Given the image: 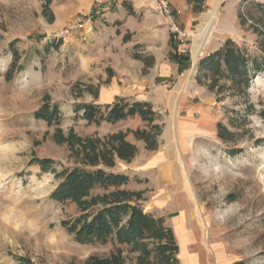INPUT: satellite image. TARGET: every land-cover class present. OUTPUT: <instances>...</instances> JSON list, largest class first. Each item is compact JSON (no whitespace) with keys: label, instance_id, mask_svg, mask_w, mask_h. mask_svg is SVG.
<instances>
[{"label":"rangeland","instance_id":"1","mask_svg":"<svg viewBox=\"0 0 264 264\" xmlns=\"http://www.w3.org/2000/svg\"><path fill=\"white\" fill-rule=\"evenodd\" d=\"M159 1L52 0L51 21L45 0H0V264H20V256L82 264L114 246L74 239L61 220L78 211L75 203L52 199L58 180L31 163L46 156L57 168L72 164L68 146L53 139L55 127L33 115L46 94L60 104L63 130L74 127L83 136L146 123L135 116L89 124L79 104L103 105V95L151 101L163 126L158 149L147 150L129 134L139 152L113 170L130 176L127 188L144 191L146 212L173 227L179 264H264V71L243 94L210 89L199 71L200 60L228 38L253 56L263 54L264 1L206 0L201 12L191 5L176 18L185 36L173 31ZM124 14L168 28L151 34L143 27L138 36L124 25ZM201 25L209 35L198 34ZM122 29L123 37L116 36ZM124 254L137 264V253Z\"/></svg>","mask_w":264,"mask_h":264},{"label":"trees","instance_id":"2","mask_svg":"<svg viewBox=\"0 0 264 264\" xmlns=\"http://www.w3.org/2000/svg\"><path fill=\"white\" fill-rule=\"evenodd\" d=\"M205 1L188 0L196 12L203 11ZM51 2L45 0L44 11L50 13L54 21ZM258 31L262 55L253 56L248 48L228 38L200 60L199 71L209 77L210 89L220 93L229 87L243 94L252 76L264 71V30ZM43 100L33 115L55 127L53 139L68 146L72 164L60 162L61 167L57 168L58 162L46 156H33L31 163L37 164L42 172H52L58 180L51 192L52 199L75 203L78 209L74 215L62 219L61 224L82 244L108 241L114 244L107 256L91 254L82 264H128V256L124 254L126 248L129 253L138 254L137 264H179V245L173 227L164 216L146 212L141 205L144 191L127 188L130 176L112 169L120 159L130 162L139 152L138 145L128 139L129 134L143 140L147 150L158 149L163 126L157 122L160 115L153 103L123 97L103 105L96 101L81 103L76 110L83 111L82 117L89 124H116L135 116L146 123L144 128L119 129L104 136L99 133L83 136L74 127L64 131L60 104L53 102L49 94ZM220 127L223 136L227 129ZM19 259L20 264H37L31 257L20 256Z\"/></svg>","mask_w":264,"mask_h":264},{"label":"crops","instance_id":"3","mask_svg":"<svg viewBox=\"0 0 264 264\" xmlns=\"http://www.w3.org/2000/svg\"><path fill=\"white\" fill-rule=\"evenodd\" d=\"M170 3L172 4L173 8L174 9H180L181 11H186V9H189L191 7V4L188 2V0H169ZM138 5L139 7H142L141 4H136ZM127 16L126 14H124L123 16V19H125L127 22L124 24L126 25V28H129L131 33H135L136 35L140 36L141 35V30L143 27H146L147 29H150V31L152 32L151 34H154L153 32H156V30H163V29H166L168 28V26L165 25V23L163 22V24L159 25L157 23H149V22H146V21H143L141 24H138L135 22L134 20V17L133 16H127V18L125 17ZM181 20H185V19H182L181 18V14L178 16ZM186 26H187V23H186ZM121 28V27H120ZM126 31H124L123 29L120 31V34H117L116 36H121L123 37V34L125 33ZM133 34V35H135ZM157 34V33H155ZM157 36V35H155ZM141 43H144V40L141 41ZM113 100H115L114 98V95L112 97H106V96H102L100 98V102L101 103H111ZM96 101V100H95ZM121 121H125V120H121ZM120 122V121H119ZM118 122V123H119ZM108 123V122H107ZM109 124H112V123H109ZM117 124V123H116ZM119 131V130H117ZM134 137V136H133ZM133 142V141H132ZM119 161H122V159H120ZM123 161H126V160H123ZM114 168V167H113ZM112 168V169H113ZM115 171V170H114Z\"/></svg>","mask_w":264,"mask_h":264},{"label":"built area","instance_id":"4","mask_svg":"<svg viewBox=\"0 0 264 264\" xmlns=\"http://www.w3.org/2000/svg\"><path fill=\"white\" fill-rule=\"evenodd\" d=\"M264 1V0H263ZM158 8L161 10L162 13H164L168 19L172 21V29L177 35L185 36L184 30L181 28L180 25L177 24V15L181 10H174L170 4L166 0H160L159 1Z\"/></svg>","mask_w":264,"mask_h":264},{"label":"bare ground","instance_id":"5","mask_svg":"<svg viewBox=\"0 0 264 264\" xmlns=\"http://www.w3.org/2000/svg\"><path fill=\"white\" fill-rule=\"evenodd\" d=\"M218 9H219V5L217 4L216 6H215V8L213 9V10H209L210 12H209V15H208V17H207V21H208V23H210V24H213L214 22H215V20L217 19L216 17H217V14H218ZM200 28H199V33L198 34H207V35H209L208 34V30L209 29H206L205 28V25H201V26H199ZM205 41V40H204ZM204 41L203 42H201L198 46H197V52L195 53V58H198L199 57V55L204 51ZM182 162H184V160L182 159ZM192 191V190H191ZM207 235V234H206Z\"/></svg>","mask_w":264,"mask_h":264}]
</instances>
